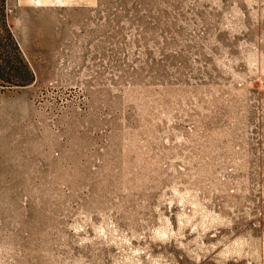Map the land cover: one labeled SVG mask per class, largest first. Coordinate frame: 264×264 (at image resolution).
<instances>
[{"label":"rangeland","instance_id":"374dc122","mask_svg":"<svg viewBox=\"0 0 264 264\" xmlns=\"http://www.w3.org/2000/svg\"><path fill=\"white\" fill-rule=\"evenodd\" d=\"M0 0V264H264V0Z\"/></svg>","mask_w":264,"mask_h":264},{"label":"crops","instance_id":"0c3cea01","mask_svg":"<svg viewBox=\"0 0 264 264\" xmlns=\"http://www.w3.org/2000/svg\"><path fill=\"white\" fill-rule=\"evenodd\" d=\"M24 1L25 0H17V2L18 3H24ZM33 1H35L36 3H42V2H44V3H52V5H53V3H55V2H59V3H66L67 2V0H33ZM88 1H90V0H78L77 1V3L78 4H83V5H86V3L88 2ZM92 1V0H91ZM90 1V2H91Z\"/></svg>","mask_w":264,"mask_h":264}]
</instances>
